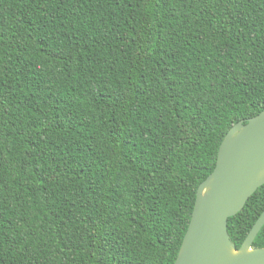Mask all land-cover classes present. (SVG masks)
<instances>
[{"label": "trees", "instance_id": "obj_1", "mask_svg": "<svg viewBox=\"0 0 264 264\" xmlns=\"http://www.w3.org/2000/svg\"><path fill=\"white\" fill-rule=\"evenodd\" d=\"M263 111L264 0H0V264H174ZM263 212L264 185L237 249Z\"/></svg>", "mask_w": 264, "mask_h": 264}, {"label": "water", "instance_id": "obj_2", "mask_svg": "<svg viewBox=\"0 0 264 264\" xmlns=\"http://www.w3.org/2000/svg\"><path fill=\"white\" fill-rule=\"evenodd\" d=\"M264 185V111L235 125L225 136L213 173L199 186L188 231L174 264H264L253 244L264 212L240 249L228 234V220L240 213Z\"/></svg>", "mask_w": 264, "mask_h": 264}]
</instances>
